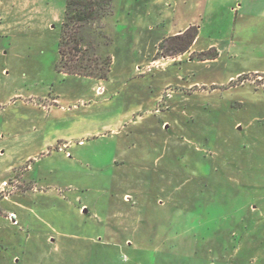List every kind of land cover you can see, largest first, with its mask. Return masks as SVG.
<instances>
[{
  "label": "rangeland",
  "instance_id": "374dc122",
  "mask_svg": "<svg viewBox=\"0 0 264 264\" xmlns=\"http://www.w3.org/2000/svg\"><path fill=\"white\" fill-rule=\"evenodd\" d=\"M65 5L0 0V264H264V0H115L103 79L57 70Z\"/></svg>",
  "mask_w": 264,
  "mask_h": 264
},
{
  "label": "trees",
  "instance_id": "16d2710c",
  "mask_svg": "<svg viewBox=\"0 0 264 264\" xmlns=\"http://www.w3.org/2000/svg\"><path fill=\"white\" fill-rule=\"evenodd\" d=\"M114 3L115 0H66L58 42V71L100 79L107 77L111 66L109 49L112 39L101 21L113 14ZM198 33V25L190 24L183 31L165 38L158 45L157 56L175 58L189 53ZM190 54L192 58L206 60L218 53L211 48L206 52Z\"/></svg>",
  "mask_w": 264,
  "mask_h": 264
},
{
  "label": "crops",
  "instance_id": "0c3cea01",
  "mask_svg": "<svg viewBox=\"0 0 264 264\" xmlns=\"http://www.w3.org/2000/svg\"><path fill=\"white\" fill-rule=\"evenodd\" d=\"M243 1L245 2V0H243ZM247 1H252V0H247ZM153 5H156V3L155 4L153 3ZM248 6L249 5H247V4H246V6H244V3L243 2L237 3L236 8H235L236 9L235 10V20H234L235 23H239L240 22V24H245L246 22L250 21L252 17H255L256 15H260V14H255V13H249V12H247V7ZM184 23H187L186 24L187 26H189L190 24H195L194 17L187 18ZM187 26H181V28H178L177 31H176V34L179 33V32H181V31H183V29H185ZM198 36H199V34L197 35L196 39L194 40L193 44L191 45V49H190L191 51H192V48H193L194 43L198 39ZM10 168H11V165L7 166V169L8 170Z\"/></svg>",
  "mask_w": 264,
  "mask_h": 264
},
{
  "label": "built area",
  "instance_id": "2783aa9c",
  "mask_svg": "<svg viewBox=\"0 0 264 264\" xmlns=\"http://www.w3.org/2000/svg\"><path fill=\"white\" fill-rule=\"evenodd\" d=\"M12 191V185L8 180L0 181V199H7L9 197V193ZM9 218L16 223L14 214H9Z\"/></svg>",
  "mask_w": 264,
  "mask_h": 264
}]
</instances>
